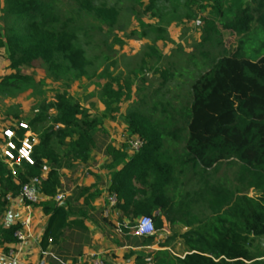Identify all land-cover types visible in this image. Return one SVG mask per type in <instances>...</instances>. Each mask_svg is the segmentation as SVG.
<instances>
[{
    "label": "trees",
    "instance_id": "trees-1",
    "mask_svg": "<svg viewBox=\"0 0 264 264\" xmlns=\"http://www.w3.org/2000/svg\"><path fill=\"white\" fill-rule=\"evenodd\" d=\"M50 6L49 0H5L7 15L31 18L29 30L33 44L28 48L22 46L21 36L15 32L5 41L0 30V49L6 47L12 68L42 60L53 73L59 71L56 51L62 49L78 76H82L85 74L83 51L71 44L56 45L46 26H41L42 19L56 18L54 12H47ZM86 9L108 26L117 22L119 12L114 7L87 4ZM244 14L245 11L222 28L239 30ZM254 21V29L245 34L238 48L222 55L192 83L189 104L180 114L186 130L180 149L173 148L177 144L169 143L165 121L153 119L138 109L131 111L126 120L131 134L142 141L140 149L133 156H128L124 148L110 145L106 149L114 161L110 164L114 170L109 193L116 195V208L130 221L157 213L160 217L167 216L179 201L176 172L190 163L203 169H216L225 160H235L239 164L240 180L246 179L247 188L254 191L249 196L238 188L225 189L215 195L209 200L210 218L198 221L197 226L183 234L187 249L184 257L176 258L164 249L153 250L154 264H264V255L252 251L254 241L264 237V2ZM61 33L63 39L69 37L68 33ZM9 80L13 83L17 77ZM110 92L116 95L114 101L122 98L121 91ZM55 100L52 106L57 114L53 123L64 126L59 131L62 137L68 131L79 136L76 155L86 161L95 147L94 138L87 132L97 129L100 121L80 103L70 101L66 92L58 94ZM47 119V114H41L29 123L35 127ZM177 121L175 116L170 119L172 124ZM49 139L50 134L40 137L34 146V165L24 164L25 172H19L17 178L0 161V219L10 199L20 195L22 185L29 178L41 177L45 162L59 163ZM120 163L124 165L118 169ZM41 179L42 193L51 198L35 204L48 217L40 240L41 252L46 254L49 264H81L83 249L91 240L86 221L106 220L103 212L92 204L96 193L91 192V187H78L79 193L59 203L52 199L60 187L58 169L53 168L47 178ZM21 228V223L8 227L0 224V244H19L17 232ZM9 250L5 248L6 252Z\"/></svg>",
    "mask_w": 264,
    "mask_h": 264
},
{
    "label": "rangeland",
    "instance_id": "rangeland-1",
    "mask_svg": "<svg viewBox=\"0 0 264 264\" xmlns=\"http://www.w3.org/2000/svg\"><path fill=\"white\" fill-rule=\"evenodd\" d=\"M247 1L158 0L152 4L151 0H49L51 6L47 12H54L56 18L52 21L42 19L41 26H46L56 45L71 44L74 49L83 51L85 74L78 76L62 49L56 51L57 73L50 71L49 65L42 60L12 68L5 50V55H0V131L16 122L31 123L39 115L47 114L45 122L35 127L31 125V128L36 144L41 136L50 134L49 145L60 158L58 164H47L50 170L58 169L60 187L57 194L63 195L62 203L79 193L76 174L98 163L107 155L108 146L124 148L128 156L136 153L132 145L142 141L131 134L126 120L133 110L165 121L169 143L177 144L173 148L180 149L186 133L180 114L189 104L192 83L222 55L234 52L246 34L233 36L216 26L231 21ZM87 4L116 8L119 12L116 24H105L86 9ZM4 6L5 0H0V30L5 41L15 32L21 36L22 46L31 47V18L7 15ZM62 31L69 37L63 39ZM14 76L17 80L9 83V78ZM109 90L121 91L122 98L114 101L116 95ZM63 92L70 101L80 103L87 113L100 121L97 129L87 132L94 138L95 147L86 161L76 155L79 136L68 131L62 137L59 131L64 126L53 123L57 112L52 104ZM174 116L178 121L172 124L170 119ZM103 164L110 166L106 162ZM18 172H25V169L20 167ZM239 174V164L231 159L221 162L216 169H203L190 163L183 170H177L175 190L179 201L167 216L160 217L159 213L151 216L156 224L155 234L151 237L135 234L141 216L120 227L122 238L134 246L156 245L154 251L164 249L176 258L184 257L187 249L182 236L197 226L198 221L210 218V199L225 189L235 188L254 195V191L247 188V180H240ZM13 204L12 221L16 223L23 217L20 207H35L18 195L10 199L2 220L9 217ZM21 231L28 234L30 228L22 224ZM152 251L149 248L130 250L125 258L128 264H154ZM252 251L264 255V237L254 241ZM149 257L153 260H147Z\"/></svg>",
    "mask_w": 264,
    "mask_h": 264
},
{
    "label": "crops",
    "instance_id": "crops-1",
    "mask_svg": "<svg viewBox=\"0 0 264 264\" xmlns=\"http://www.w3.org/2000/svg\"><path fill=\"white\" fill-rule=\"evenodd\" d=\"M263 2L264 0L247 1V5L242 7V10L238 14L242 15L243 11H245L243 15L244 21L240 23L239 30L232 31L231 29H223V23H218L216 28L222 32L233 34V36L247 33L255 25L254 19ZM237 16L229 22H234ZM5 50L6 47H2L0 49V55H5ZM6 58L8 59L7 55ZM6 58L3 60L4 62ZM116 148L120 149L119 147ZM103 162H106L108 165L114 163L111 156L104 155L98 163L87 166L75 176L77 187H91V192L96 193V197L92 201V204L96 210H101L103 212V216L106 219L104 222L100 220L99 222L93 220L86 221V225L90 230L91 240L83 249L80 263L90 264L91 256L98 255L102 257L107 264H128L125 258L126 252L130 250L142 251L145 250V248L154 250L156 245L153 247L134 246L127 243L126 240L122 238L120 227H124L128 219L122 217L116 206H111L110 204L111 194L109 193V186L111 182V172L114 169H111L110 166H103ZM123 165L124 163H120L117 165V168L120 169ZM19 209L23 212L20 223L23 225L27 223L25 226L30 228V232L28 234L24 233L25 240L17 245L0 244V264H49L46 260V254H43L40 248L41 236L48 217L44 215L41 207H33L31 205L27 207L23 206V208L20 207ZM107 209H110V214L108 216L104 213ZM14 214L15 205L13 204L9 212V217L6 220L0 219V224H4L5 227L15 224L16 221H12ZM10 219L11 221H9ZM116 241H120V243L118 244ZM5 248H9V251L13 250L18 253L17 258H9ZM147 260H150V258H147Z\"/></svg>",
    "mask_w": 264,
    "mask_h": 264
},
{
    "label": "built area",
    "instance_id": "built-area-1",
    "mask_svg": "<svg viewBox=\"0 0 264 264\" xmlns=\"http://www.w3.org/2000/svg\"><path fill=\"white\" fill-rule=\"evenodd\" d=\"M201 22L198 20L197 24ZM36 144V136L33 132L31 125L27 121H19L14 125H8L0 131V145L1 155L0 161L5 167L9 169L14 178L18 177V169L26 165H34L35 160L33 157L34 146ZM142 146V142L138 141L132 145V148L138 151ZM41 177L29 178L21 187L20 197L24 202L28 204H36L42 200L51 199L44 195L41 191V178H47L50 173L49 166L45 162L42 166ZM56 202L62 203L63 195L56 194L52 197ZM117 203V197L115 194H111L110 204L115 206ZM110 209L105 210V215L110 214ZM27 225V223H24ZM156 232L155 221L151 216H142L137 225L135 234L137 236H152ZM21 242L25 240V234L19 230L17 232ZM20 242V243H21ZM8 257L16 259L18 253L11 250L8 252ZM90 264H105L104 259H101L98 255L91 256Z\"/></svg>",
    "mask_w": 264,
    "mask_h": 264
}]
</instances>
